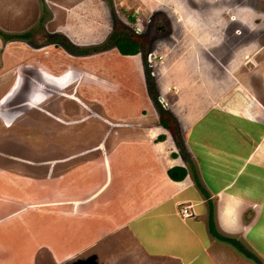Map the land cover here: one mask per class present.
<instances>
[{
  "label": "crops",
  "instance_id": "crops-1",
  "mask_svg": "<svg viewBox=\"0 0 264 264\" xmlns=\"http://www.w3.org/2000/svg\"><path fill=\"white\" fill-rule=\"evenodd\" d=\"M141 1L146 4L147 16L159 11L153 0ZM50 2V33L65 37L77 48L100 45L113 33L119 40L140 37L128 27L112 31L105 0ZM214 2L198 0L201 7L194 6V13L186 18L190 20L180 22V29L194 39L163 42L160 49L167 45L170 54L157 50L163 55L153 67V87L164 112L147 87L141 49L123 55L112 42L91 55L56 52L67 64L63 68L66 73L57 78L75 77L73 82L78 84L72 91L85 92L87 84L98 87L92 89L103 96L96 101L99 113H94L97 118L85 120H97L104 134L98 136V145L86 150V163L76 168L78 174L67 184L38 186L22 176L9 179L1 174L10 185L0 183V264H32L31 255L42 250L41 234L35 230L27 238V208L48 210L44 207L50 206L57 213H46L58 218L59 205L75 195L74 200L79 201L76 209L86 212V235L81 240L86 241L81 245L86 246V264H254L211 236L208 199L217 233L239 237L264 260V53L254 58L249 50L246 57L234 56L233 51L225 56L224 51L219 53L229 36L222 38L225 44L220 43L218 22L225 11H219ZM227 8L229 13L231 8ZM140 9L135 8L134 13ZM247 18H251V11ZM225 21L226 29L235 20ZM246 23L250 27V21ZM177 44H181L180 49ZM252 59L256 72L248 68ZM117 75L120 85L112 86L111 79ZM253 76L259 85L252 84ZM128 84L134 96L127 100ZM123 100L126 107L115 114V105L121 108ZM162 113L176 124L186 158L173 132L160 124ZM171 168H182L186 174L173 180L167 172ZM193 171L208 196L197 188ZM183 206L190 216H182ZM239 221L242 229L233 226ZM41 229L47 230L46 225ZM47 240L50 242L52 235ZM56 249L61 255L70 246L61 244Z\"/></svg>",
  "mask_w": 264,
  "mask_h": 264
},
{
  "label": "rangeland",
  "instance_id": "rangeland-1",
  "mask_svg": "<svg viewBox=\"0 0 264 264\" xmlns=\"http://www.w3.org/2000/svg\"><path fill=\"white\" fill-rule=\"evenodd\" d=\"M50 1L0 0V176L6 174L4 176L10 177L9 179L22 176L28 181L37 183L38 186L42 183L45 185L54 182L67 184L73 180L78 174L76 168L86 163V150L98 145L101 141V139L97 140L98 136L104 134L97 120L91 119L87 122L85 120L86 117H95V112L99 113L96 101L99 100L97 98L103 99V96L96 89H92L96 86L86 83L85 90L83 89L85 92L77 91L76 94L72 91L78 84L73 82L75 77L68 74L57 78L66 73L63 68L67 64L56 56V52L61 54L70 51L66 50L59 41L57 43L50 40L56 35L50 33L53 30V26L49 24L51 17L49 8L52 3ZM105 1L109 8L112 31H122L128 27L139 34V39L148 50L143 58L144 64L147 63L148 52L160 57L159 60H154L156 63L163 55L157 53V50L165 51L166 54L172 52L167 45L160 49L163 42L172 40L180 43L194 39L192 35L186 36L185 30L180 29L179 26L180 22L190 20L186 18L194 13L191 12L194 6L202 5L198 0H153L152 3L158 5L159 11L147 16L146 4L144 5L141 0H132L131 3L128 0H120L116 3L113 0ZM213 1L216 2L213 4L224 7L218 6L219 11L222 9L225 11L220 14L218 22L217 37L220 38V43L225 36H229L227 44L223 42L225 45L218 50L219 53L224 51L225 56L233 51L234 56L240 54L246 57V52L249 50L253 58L264 53V0ZM137 7L142 9L135 14L134 9ZM179 7L183 9L181 13L175 11ZM227 7L231 8L229 13L226 11ZM250 11L251 18L248 19L247 14ZM136 15L140 19H137ZM146 16L147 20H145ZM151 16H159V18L154 19ZM223 17L227 20L229 18L235 20L234 25L228 24L225 29L223 23L226 19ZM247 20L251 23L250 27L246 23ZM106 42L86 48L100 47ZM175 46L181 48V44ZM175 46L172 48L175 49ZM173 53L179 54L177 51ZM222 57L221 55L220 58ZM40 59L43 61L41 62ZM256 67L253 59L249 61L248 68L252 72H256ZM147 68L152 76L154 69L149 68L148 65ZM58 71L60 72L57 74ZM114 79H111L112 86H119V76ZM251 80L252 84L259 85L257 77L253 76ZM126 88L125 95L128 97L125 99L128 100L134 94L130 84ZM111 91L113 90H110L112 94ZM123 102L124 106L121 108L115 105L116 108L113 110L115 114L126 107V101ZM129 106L131 107V104ZM5 179L0 177V183L6 182L5 186L10 185V181L7 184ZM65 193L70 195L71 192L66 190ZM75 197L76 195L74 199ZM74 199L61 202L58 218L55 217L56 215H51L57 213V210H51L50 206L44 207L48 210H40L38 207L29 210L27 208L24 211L27 214L25 216L29 218L27 238H31L37 231V235L41 234L39 237L41 236L40 241L43 246L41 251L31 255L32 264H86V246H81L86 245V241L81 242L83 234L86 235V212L76 209L79 208V201ZM44 225L47 230L41 232ZM233 226L242 229L243 222H233ZM51 235L52 240L48 242L47 237ZM234 238L246 245L239 237ZM245 241L247 242L246 239ZM58 243L70 246V249L62 250L64 252L59 255L57 252L60 250L56 249ZM249 246L252 252L259 256L256 253L258 251L251 244ZM237 254L239 258L250 261L241 253L237 252ZM259 258L264 262L262 256Z\"/></svg>",
  "mask_w": 264,
  "mask_h": 264
},
{
  "label": "trees",
  "instance_id": "trees-1",
  "mask_svg": "<svg viewBox=\"0 0 264 264\" xmlns=\"http://www.w3.org/2000/svg\"><path fill=\"white\" fill-rule=\"evenodd\" d=\"M23 36V35H22ZM21 36V37H22ZM9 37H13V36H9ZM8 37V38H9ZM17 37V36H16ZM7 38V37H6ZM140 38V37H139ZM131 39L129 36H126L124 38V40H119L121 38H118L114 35H111L108 39V41L100 47H91V48H77L75 46H73L71 43H69L67 41V39L61 35H54L50 38L51 42H57L58 41L60 43H62V46L72 52V53H77V54H92V53H96L99 51H102L103 49L107 48L109 45L112 44V42L114 43L115 47L117 48V50L123 54V55H132V54H136L139 52V49L142 50V54H143V58L146 55V47L143 44L142 40L140 39ZM122 42V43H121ZM56 43V44H57ZM121 44H123L124 46H122ZM145 67V71H146V77H147V87L150 91V94L152 96V98L154 99V101L156 102V104L158 105V107H160V105L157 102V96L154 93V83H153V78L150 74L149 69L147 68V63L144 64ZM160 109H162L160 107ZM162 112L163 109H162ZM163 117V118H162ZM162 120L160 121V124L162 126H166L168 127L174 134V137L176 138V142L178 144V147L180 148L181 154L184 155V151L183 148L181 147V144L179 141V135H178V129L176 127V124L171 123L169 116L162 113L161 115ZM167 120V121H164ZM180 144V145H179ZM185 156V155H184ZM186 158V156H185ZM168 175L171 179L173 180H180L182 179L185 174H186V170L182 169V168H171L168 171ZM192 176L194 179V183L196 184L197 188L199 189V191L204 194L205 196H208L207 193L205 192V190L203 189V187L200 185L199 180L197 178L196 173L193 171L192 172ZM208 199V197H207ZM207 207H208V212H207V225H208V230L209 233L211 234L212 237H214L215 239L226 243L228 245H230L232 248H234V250H236L238 253H241V255L243 257H245L246 259H249L252 263L254 264H263L262 261L258 258V256L256 254H254L251 250H249L248 248H246L241 242H239L238 240H236L235 238L232 237H225V236H221L219 233H217L216 229H215V225H214V220H213V205L211 200H207Z\"/></svg>",
  "mask_w": 264,
  "mask_h": 264
},
{
  "label": "built area",
  "instance_id": "built-area-1",
  "mask_svg": "<svg viewBox=\"0 0 264 264\" xmlns=\"http://www.w3.org/2000/svg\"><path fill=\"white\" fill-rule=\"evenodd\" d=\"M148 58H147V65L150 68H153L155 66V59H160L159 56H157L156 54H154L153 52H148ZM160 103L164 104L163 100L160 98ZM181 214L184 217L190 216L191 214L188 212V208L183 206V208L181 209Z\"/></svg>",
  "mask_w": 264,
  "mask_h": 264
},
{
  "label": "flooded vegetation",
  "instance_id": "flooded-vegetation-1",
  "mask_svg": "<svg viewBox=\"0 0 264 264\" xmlns=\"http://www.w3.org/2000/svg\"><path fill=\"white\" fill-rule=\"evenodd\" d=\"M152 18H154L155 19V17L156 18H159V16H151ZM231 18V17H230ZM160 31H157V33H159Z\"/></svg>",
  "mask_w": 264,
  "mask_h": 264
}]
</instances>
